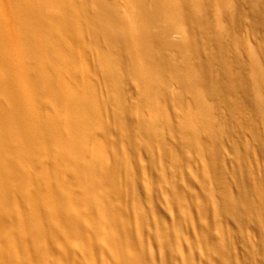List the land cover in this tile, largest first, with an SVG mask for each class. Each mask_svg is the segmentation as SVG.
<instances>
[{
	"label": "bare ground",
	"instance_id": "6f19581e",
	"mask_svg": "<svg viewBox=\"0 0 264 264\" xmlns=\"http://www.w3.org/2000/svg\"><path fill=\"white\" fill-rule=\"evenodd\" d=\"M0 264H264V0H0Z\"/></svg>",
	"mask_w": 264,
	"mask_h": 264
},
{
	"label": "rangeland",
	"instance_id": "374dc122",
	"mask_svg": "<svg viewBox=\"0 0 264 264\" xmlns=\"http://www.w3.org/2000/svg\"><path fill=\"white\" fill-rule=\"evenodd\" d=\"M123 2H124V0H122V3H123ZM21 210L23 211L22 207L20 206V212H21L20 215L23 216V212H22ZM23 217H24V216H23Z\"/></svg>",
	"mask_w": 264,
	"mask_h": 264
}]
</instances>
